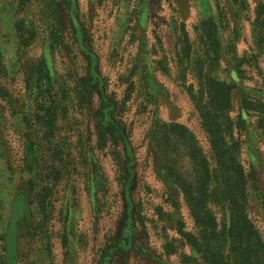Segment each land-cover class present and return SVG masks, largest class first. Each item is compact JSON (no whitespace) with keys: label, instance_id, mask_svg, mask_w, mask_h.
Here are the masks:
<instances>
[{"label":"rangeland","instance_id":"374dc122","mask_svg":"<svg viewBox=\"0 0 264 264\" xmlns=\"http://www.w3.org/2000/svg\"><path fill=\"white\" fill-rule=\"evenodd\" d=\"M213 6L0 0V264H207L181 232L201 231L187 191L209 192L221 223L237 198L264 241V0ZM201 75L234 87L228 111Z\"/></svg>","mask_w":264,"mask_h":264},{"label":"trees","instance_id":"16d2710c","mask_svg":"<svg viewBox=\"0 0 264 264\" xmlns=\"http://www.w3.org/2000/svg\"><path fill=\"white\" fill-rule=\"evenodd\" d=\"M219 31L220 26L217 18L211 16L205 21L202 36L204 37L203 39H205L206 50L211 54L210 60L213 62H215L216 59L219 61L221 56ZM182 42L185 45L184 50L190 52L191 46L187 33L182 36ZM1 63L2 61L0 60V66H2ZM39 70L41 71H39L41 75L40 77L45 79V70L42 65ZM201 78L202 81H207L206 85L211 97L212 109L216 112L228 111L234 97V87L225 81L218 82L220 80L216 78H210L207 80L205 77H202V75ZM47 81L48 80L35 82L46 84ZM79 86L83 98L87 100L91 91L90 82L87 78H83L79 81ZM5 95V90L0 86V96ZM231 148L232 150L229 151L228 155L225 152V157L229 162L226 170L228 171V174H230L231 168L233 167L235 168V172H237L236 176L238 178L235 180V185L229 188L231 192L235 193L237 191H244L247 186V175L245 174L243 167L240 164H236V159L234 160V155L236 153L233 151L234 147ZM217 153L220 156L221 154L224 155L219 147ZM39 175L41 176L40 172ZM252 178L255 179L256 175L253 174ZM179 182L182 186L187 188L186 182L182 180ZM48 183L50 184V182ZM226 190H228V187L225 184L224 192H226ZM231 197L234 198L233 195ZM186 198L190 205L191 213L201 231L199 235H194L193 233L185 232L184 230H181V232L186 237L188 243L196 248L201 254L207 264H264L261 252V248H264V241L260 238V235L257 234L256 236V232L253 228L254 226L250 224L245 213L244 203L237 202V198H234L235 202L233 200L230 201L233 206L230 210L233 211V214L230 217V221L227 220V222L221 223L216 217L215 212L209 206V192L206 190L200 193L187 191ZM252 237L256 238L255 246L258 249L255 250V252H251V249L249 248ZM227 247H229V249L228 254L226 255L224 249ZM250 255H253V257ZM186 258L192 260L191 257Z\"/></svg>","mask_w":264,"mask_h":264},{"label":"crops","instance_id":"0c3cea01","mask_svg":"<svg viewBox=\"0 0 264 264\" xmlns=\"http://www.w3.org/2000/svg\"><path fill=\"white\" fill-rule=\"evenodd\" d=\"M209 1H210V11L212 10V12H214L213 0H209Z\"/></svg>","mask_w":264,"mask_h":264}]
</instances>
